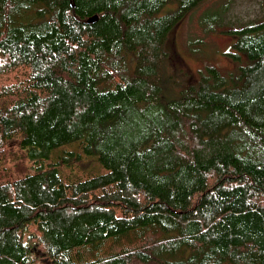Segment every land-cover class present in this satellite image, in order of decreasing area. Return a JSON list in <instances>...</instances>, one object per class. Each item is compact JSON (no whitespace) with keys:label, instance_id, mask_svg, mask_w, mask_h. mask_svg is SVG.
<instances>
[{"label":"trees","instance_id":"obj_1","mask_svg":"<svg viewBox=\"0 0 264 264\" xmlns=\"http://www.w3.org/2000/svg\"><path fill=\"white\" fill-rule=\"evenodd\" d=\"M201 1L0 0V264H264V20L169 95Z\"/></svg>","mask_w":264,"mask_h":264},{"label":"rangeland","instance_id":"obj_2","mask_svg":"<svg viewBox=\"0 0 264 264\" xmlns=\"http://www.w3.org/2000/svg\"><path fill=\"white\" fill-rule=\"evenodd\" d=\"M264 20V0H202L169 31L166 41V73L171 82L169 95L195 81L207 67L222 75H234L247 64L245 53L233 46L231 29L244 22ZM84 166L76 173L101 174L105 167L95 156H83ZM62 172V171H61Z\"/></svg>","mask_w":264,"mask_h":264},{"label":"water","instance_id":"obj_3","mask_svg":"<svg viewBox=\"0 0 264 264\" xmlns=\"http://www.w3.org/2000/svg\"><path fill=\"white\" fill-rule=\"evenodd\" d=\"M96 15H93L92 17H89L88 19H87V21L88 22H92V21H94L95 19H96Z\"/></svg>","mask_w":264,"mask_h":264}]
</instances>
